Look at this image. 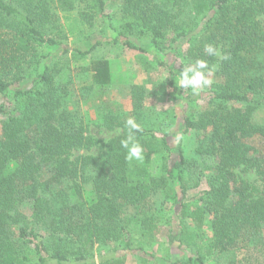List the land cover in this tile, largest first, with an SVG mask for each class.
I'll list each match as a JSON object with an SVG mask.
<instances>
[{
	"label": "trees",
	"instance_id": "obj_1",
	"mask_svg": "<svg viewBox=\"0 0 264 264\" xmlns=\"http://www.w3.org/2000/svg\"><path fill=\"white\" fill-rule=\"evenodd\" d=\"M81 4L103 24V38L90 50L63 43L54 22ZM108 5L0 0V264H125L126 255L146 263V248L157 242L171 200L181 210L178 232L169 226L168 245L191 250L180 264H205L264 226V194L241 175L254 170L264 178V0H123L119 22ZM4 28L9 38L1 37ZM104 43L155 56L168 74L155 94L180 107L171 131L138 119L141 161L126 159L120 144L128 134L125 121L108 116L107 129L120 133L101 144L98 155H77L93 139L70 102V84L46 63L53 53L79 63ZM206 45L217 55L206 53ZM45 48L48 55L41 53ZM197 59L213 69L212 83L193 95L177 81ZM92 71L97 84L110 83L108 61L96 62ZM137 90L136 98L152 94ZM192 134V152L218 160L209 174H200L208 186L194 197V158L184 143ZM177 135L183 139L173 144ZM155 159L159 175L151 171ZM85 186L92 191L89 202L80 199ZM233 193L237 200L228 205ZM26 205L31 215L23 212ZM207 226L212 238L202 244Z\"/></svg>",
	"mask_w": 264,
	"mask_h": 264
},
{
	"label": "rangeland",
	"instance_id": "obj_2",
	"mask_svg": "<svg viewBox=\"0 0 264 264\" xmlns=\"http://www.w3.org/2000/svg\"><path fill=\"white\" fill-rule=\"evenodd\" d=\"M107 1L109 3L108 13L112 16L114 22H119L123 0ZM90 14H92L93 18H91ZM262 21L264 26V18ZM54 22L61 30L62 36L60 40L63 43L65 41L71 49L90 50L93 44L103 38L101 34L103 30L102 20L99 15L89 10L86 4H81L77 10L70 13H58ZM3 32L4 35L1 37L3 39L9 38V35L6 34L8 32L6 28L3 29ZM64 34L66 39H64ZM111 34L110 32L109 35L112 36ZM168 48L167 46L166 49ZM41 53L48 55L50 52L45 48L41 50ZM182 53L184 54L183 61L191 59L189 57L190 50L187 51L185 49ZM101 60L108 61L110 66L111 79L107 86L97 84L92 71L95 63ZM46 63L51 65V69L57 72V78L70 84V102L78 107L87 129V135L93 139L92 147L76 152L77 155H98L101 144L120 133V130L107 129L105 126V117L107 116L115 117L125 122L129 117H133L139 124H141V121L139 122L138 119L143 116V122L152 123L156 127L163 126L166 131L172 130L170 127L172 115L174 110L177 113L180 112V107L179 104L175 105L168 97L155 94L160 83L168 77L167 70L159 65V61L155 56L104 43L79 63L72 62L70 57L64 58L59 53L49 55ZM28 83L29 81L25 82L24 85ZM135 88L138 89L137 94L141 90L152 94L148 95L146 93L143 99L136 98ZM7 106L9 111L14 110V103H9ZM259 115L260 118H264L263 113L259 112ZM1 126L0 122V136H2ZM196 141L197 139H195L193 134L184 137L185 147L188 148L189 153H192L194 158V164L190 168V171L196 173L191 181L190 195L193 197L208 186L206 178L200 177V174H209L218 162L217 158L212 156L195 155V152H192L194 151L192 146ZM175 143L177 142L174 138L173 144ZM261 146V144H257L255 148L258 150L262 148ZM151 171L154 175L160 174V163L156 159L153 161ZM241 175L250 186L264 194V178L259 177L254 170L243 171ZM194 184L198 185L194 187ZM91 193V188L85 186L80 199L89 202L92 198ZM237 197L238 194L233 193L228 205H232L237 200ZM167 208L168 210L164 215L167 220L158 222L160 232L157 242L150 244L146 248L145 258L147 262L142 263L137 256L126 255L125 264H180L182 260L187 259L191 255V250L185 249V251H182L177 244L168 245L169 226L171 225L170 228L178 232L177 226L181 207L175 205L173 200H171ZM23 212L31 215L32 206L26 205L23 208ZM161 218L165 217L162 216ZM210 220H208V223H210ZM188 229L196 230L191 223H188ZM203 233L205 236L202 244H207L212 238V232L207 226ZM245 239L247 240L246 243L242 241ZM110 248L112 249L110 246L106 249ZM103 249L104 247L102 246L96 247V250L101 253L104 252ZM205 264H264V226L259 231L244 236L230 251L225 253L215 252L213 257L206 259Z\"/></svg>",
	"mask_w": 264,
	"mask_h": 264
},
{
	"label": "clouds",
	"instance_id": "obj_3",
	"mask_svg": "<svg viewBox=\"0 0 264 264\" xmlns=\"http://www.w3.org/2000/svg\"><path fill=\"white\" fill-rule=\"evenodd\" d=\"M205 51L209 55H217L216 49L212 45H206ZM225 59L228 57L225 56ZM213 69L208 68L205 60L197 59L190 66L184 67L179 72L178 85L182 89H191L192 94L196 95L202 88L208 87L212 81L208 78ZM128 134L125 139L120 141L121 147L126 150V159L141 161L144 159V149L135 137V132L139 131L141 126L136 122L135 118L129 117L125 122ZM183 137L177 135L175 141L179 142Z\"/></svg>",
	"mask_w": 264,
	"mask_h": 264
}]
</instances>
